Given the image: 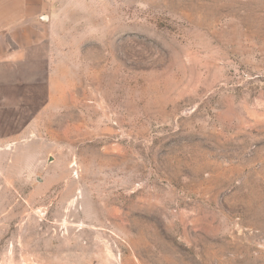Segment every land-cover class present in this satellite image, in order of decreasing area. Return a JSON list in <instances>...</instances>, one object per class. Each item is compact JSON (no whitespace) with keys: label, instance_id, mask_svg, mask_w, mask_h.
I'll return each mask as SVG.
<instances>
[{"label":"rangeland","instance_id":"obj_1","mask_svg":"<svg viewBox=\"0 0 264 264\" xmlns=\"http://www.w3.org/2000/svg\"><path fill=\"white\" fill-rule=\"evenodd\" d=\"M47 15L0 66V264H264V0Z\"/></svg>","mask_w":264,"mask_h":264},{"label":"crops","instance_id":"obj_2","mask_svg":"<svg viewBox=\"0 0 264 264\" xmlns=\"http://www.w3.org/2000/svg\"><path fill=\"white\" fill-rule=\"evenodd\" d=\"M53 4L54 0H0V66L9 78L17 76L16 72H26L27 65L38 60L35 50L46 39L45 23L50 19L47 15L43 20L42 15Z\"/></svg>","mask_w":264,"mask_h":264},{"label":"water","instance_id":"obj_3","mask_svg":"<svg viewBox=\"0 0 264 264\" xmlns=\"http://www.w3.org/2000/svg\"><path fill=\"white\" fill-rule=\"evenodd\" d=\"M42 18H43V20H45L46 19V16H43Z\"/></svg>","mask_w":264,"mask_h":264}]
</instances>
